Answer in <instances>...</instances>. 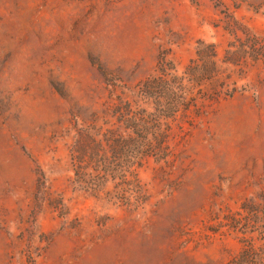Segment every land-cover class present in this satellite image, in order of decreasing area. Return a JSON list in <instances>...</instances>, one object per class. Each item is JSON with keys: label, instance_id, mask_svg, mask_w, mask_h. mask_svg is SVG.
Returning a JSON list of instances; mask_svg holds the SVG:
<instances>
[{"label": "rangeland", "instance_id": "rangeland-1", "mask_svg": "<svg viewBox=\"0 0 264 264\" xmlns=\"http://www.w3.org/2000/svg\"><path fill=\"white\" fill-rule=\"evenodd\" d=\"M0 264H264V0H0Z\"/></svg>", "mask_w": 264, "mask_h": 264}, {"label": "trees", "instance_id": "trees-1", "mask_svg": "<svg viewBox=\"0 0 264 264\" xmlns=\"http://www.w3.org/2000/svg\"><path fill=\"white\" fill-rule=\"evenodd\" d=\"M198 55H199V54H198ZM194 76H195V75H194ZM195 77H196V81H198V80H199V78H198L199 76H195ZM81 151H82L83 153L85 152V150H81ZM79 159H81V158H77L76 160H77L78 162H80Z\"/></svg>", "mask_w": 264, "mask_h": 264}]
</instances>
